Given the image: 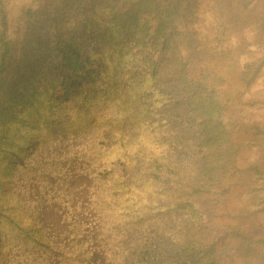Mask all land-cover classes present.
I'll return each mask as SVG.
<instances>
[{
    "label": "trees",
    "instance_id": "16d2710c",
    "mask_svg": "<svg viewBox=\"0 0 264 264\" xmlns=\"http://www.w3.org/2000/svg\"><path fill=\"white\" fill-rule=\"evenodd\" d=\"M202 2L32 0L11 14L0 0V143L9 142L10 135L5 136L8 122L30 127L27 118L34 119L42 106L59 102L66 97L67 87L76 84L69 79L70 73L84 69L85 63L95 65L87 75L101 80L108 96L89 110L88 123L81 131L89 132L90 125L98 127L97 145L119 143L114 152L123 163L131 165L142 154L144 172L116 174L117 184L108 192L111 202L104 207L109 213L97 209L93 215L114 214V230L122 232L113 237L117 244L120 236L125 238L123 251L135 244L130 242L132 233L161 224L158 230L175 247L170 260L165 259L170 264H220V252L229 240L224 235L214 238L196 209L201 196L226 189L225 178L238 160L221 120L224 104L217 86L224 83V77L213 52L203 48ZM261 2L264 8V0H218L216 20L222 23L238 13L241 22L222 24L217 40H223L229 25L246 22V11L252 13ZM123 68L132 72L130 82L122 79ZM259 68L251 76L247 75L251 70L243 71L241 79L251 82ZM150 96H154L152 101H148ZM108 109L114 114L106 119ZM150 109L172 111L178 120L164 127L151 120L140 122ZM175 125L193 129L196 159L172 153L179 140ZM155 178L167 192L159 199L153 194L158 188ZM4 218L0 206V220ZM95 221V243L87 252L95 260H83L74 240L72 255L78 257L72 264H140L146 258V248L138 250L135 261L130 253L119 251L105 229L108 224ZM5 246L0 227V264L29 261L26 249L12 258Z\"/></svg>",
    "mask_w": 264,
    "mask_h": 264
},
{
    "label": "rangeland",
    "instance_id": "374dc122",
    "mask_svg": "<svg viewBox=\"0 0 264 264\" xmlns=\"http://www.w3.org/2000/svg\"><path fill=\"white\" fill-rule=\"evenodd\" d=\"M4 1L11 14L21 5L32 4V0ZM217 1L203 0L200 33L205 41L204 50L213 52L218 72L224 77V83L217 86L224 104L221 120L238 160L236 168H231L225 178L226 189L204 194L196 209L214 238H229L220 252V264H264V8L261 2L252 13L246 11L247 21L238 27L226 26L223 40H217L222 24L241 22L238 13L222 23L216 20L220 16ZM257 66L260 68L252 81L245 83L242 72L251 70L247 74L251 76ZM89 68L96 66L85 63L84 69L70 73L69 79L76 84L67 87L66 97L59 102L42 106L37 117L27 118L31 128L13 122L6 124L9 142L0 143V206L6 214L0 227L5 253L14 258L26 249V264H72L78 257L72 255V241L76 240L79 256L90 261L93 255L87 252L95 243L97 218L105 226L108 224L105 229L109 238L122 253L137 257L138 250L146 248L148 253L144 252L146 258L140 264H170L165 259L175 253V247L168 235L158 230L161 224L132 233L130 242L135 244L123 251L125 238L120 236L117 244L113 237L122 232L114 230V214L93 215L97 209L106 211L105 205L111 202L108 192L117 184L116 174L143 173L144 167L142 154L134 157L131 165L117 160L118 152L114 150L119 143L110 141L109 147L97 145L98 127L90 125L89 132L81 131L88 123L89 110L108 96L102 81L87 75ZM131 75L123 68L124 82H130ZM153 99L150 96L148 101ZM113 114L108 109L104 118ZM139 120H151L164 127L167 122L176 123L178 118L172 111L150 109ZM175 128L179 140L172 153L196 159L191 140L193 129L186 125ZM140 136L145 137L139 133ZM253 168L261 173L256 174ZM157 180L158 188L153 194L159 199L167 192Z\"/></svg>",
    "mask_w": 264,
    "mask_h": 264
}]
</instances>
